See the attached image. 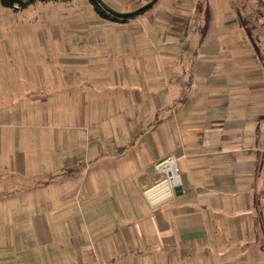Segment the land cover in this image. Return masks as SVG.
<instances>
[{
    "label": "crops",
    "instance_id": "crops-1",
    "mask_svg": "<svg viewBox=\"0 0 264 264\" xmlns=\"http://www.w3.org/2000/svg\"><path fill=\"white\" fill-rule=\"evenodd\" d=\"M103 1L146 9L68 10L86 51L50 53L20 102L77 148L49 150L27 187L48 193L20 238L42 262L20 243L0 264H264V0ZM171 156L183 193L156 201Z\"/></svg>",
    "mask_w": 264,
    "mask_h": 264
},
{
    "label": "rangeland",
    "instance_id": "rangeland-1",
    "mask_svg": "<svg viewBox=\"0 0 264 264\" xmlns=\"http://www.w3.org/2000/svg\"><path fill=\"white\" fill-rule=\"evenodd\" d=\"M82 1L37 0L19 10L0 2V262H18L15 251L22 248L20 243L26 249L38 247L34 255L42 262L41 240L36 235L27 237L25 242L20 238L24 231H36L28 223L36 226V215L42 216V199L48 193L27 187L34 186L41 174H49L48 162L54 157L49 150L77 148V144L50 140L52 130L44 126L43 108L26 106L20 99L24 100V92L33 88L34 83L39 86L38 74L51 67L50 53L57 56L62 44L69 52L86 51L83 34L68 29L70 23H65L78 17L68 10L81 6ZM131 2L120 0L122 8H128ZM91 12H96L92 4L86 7L85 17L94 18ZM55 24L64 32L61 44L53 35ZM35 153L45 161L38 170L32 162L34 156L39 158ZM75 210L78 211L76 203Z\"/></svg>",
    "mask_w": 264,
    "mask_h": 264
},
{
    "label": "built area",
    "instance_id": "built-area-1",
    "mask_svg": "<svg viewBox=\"0 0 264 264\" xmlns=\"http://www.w3.org/2000/svg\"><path fill=\"white\" fill-rule=\"evenodd\" d=\"M155 169L157 172L163 174L164 177L155 187L146 190L145 193L154 197L156 201H164L175 195V188L181 185L176 158L171 156L161 160L156 163Z\"/></svg>",
    "mask_w": 264,
    "mask_h": 264
},
{
    "label": "trees",
    "instance_id": "trees-1",
    "mask_svg": "<svg viewBox=\"0 0 264 264\" xmlns=\"http://www.w3.org/2000/svg\"><path fill=\"white\" fill-rule=\"evenodd\" d=\"M37 0H0V2L10 8H13L15 10H19L21 8L27 7L31 3H35ZM46 1V0H43ZM90 3L93 5L96 12L104 18L114 19V20H120V19H126L131 16H135L142 11L146 9H141L137 12L131 13V14H121L118 11L113 10L110 6H108L103 0H89Z\"/></svg>",
    "mask_w": 264,
    "mask_h": 264
},
{
    "label": "water",
    "instance_id": "water-1",
    "mask_svg": "<svg viewBox=\"0 0 264 264\" xmlns=\"http://www.w3.org/2000/svg\"><path fill=\"white\" fill-rule=\"evenodd\" d=\"M175 192H176L177 195L182 194V193H183L182 186H181V185L177 186V187L175 188Z\"/></svg>",
    "mask_w": 264,
    "mask_h": 264
}]
</instances>
